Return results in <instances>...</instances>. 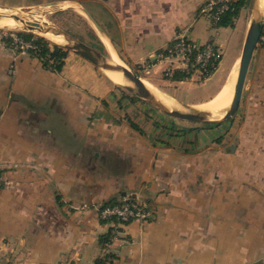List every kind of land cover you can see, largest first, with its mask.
Instances as JSON below:
<instances>
[{"label":"crops","instance_id":"crops-1","mask_svg":"<svg viewBox=\"0 0 264 264\" xmlns=\"http://www.w3.org/2000/svg\"><path fill=\"white\" fill-rule=\"evenodd\" d=\"M208 1L0 0V7L75 3L100 25L87 16L91 41L108 57L111 46L123 64L152 68L147 80L178 103L186 101L178 93L207 92L190 102L200 107L239 67L250 26L244 10L233 26H218L201 14ZM183 31L222 50L211 79H170L168 62H155ZM98 76L74 51L54 72L32 53L0 46V264L261 263L264 44L254 53L233 125L217 139L216 128L180 131L142 101L102 89ZM229 135L235 140L226 147ZM125 198L141 200L152 217L122 225L116 239L93 211L68 212L72 204Z\"/></svg>","mask_w":264,"mask_h":264},{"label":"built area","instance_id":"built-area-1","mask_svg":"<svg viewBox=\"0 0 264 264\" xmlns=\"http://www.w3.org/2000/svg\"><path fill=\"white\" fill-rule=\"evenodd\" d=\"M235 1L209 0L202 7L201 14L206 15L214 23H218ZM21 32L29 31L0 27V46L13 49L20 54H30L32 51L39 50L36 43L38 36L26 39L21 35ZM260 44H264V30L260 37ZM221 56L220 48L215 43H199L193 40L186 31H183L177 34L164 52L156 54L154 60L155 62H168L166 75L170 79L177 72H183L190 76L192 73H199L206 77L216 70L215 64L220 62ZM80 209H91L103 222L112 227L114 236L118 235V229L122 225L136 221L141 224L146 223L152 217V210L146 204L130 198L122 199L113 205L84 204Z\"/></svg>","mask_w":264,"mask_h":264},{"label":"water","instance_id":"water-1","mask_svg":"<svg viewBox=\"0 0 264 264\" xmlns=\"http://www.w3.org/2000/svg\"><path fill=\"white\" fill-rule=\"evenodd\" d=\"M252 9L253 18L250 22V26L243 46L237 81L235 85L234 98L231 106L226 111H224L221 118H215L214 113L210 111L200 110L187 104H183V106L189 111L169 109L146 86L143 79L137 73L132 72L124 64H113L109 58H107L100 51H98L88 43L72 37L65 31L50 26L46 20L41 19L36 15L20 10V12H18L17 14H0V20H3L4 18H12L16 21H20L21 26L24 27L25 30L28 27L29 29H38L45 33H53L64 37L65 41L68 42V44L65 45V48L70 51H74L96 67L102 68L106 71L121 73L123 77L132 84L126 86V88L130 92L134 93L138 98L144 100L150 106L171 118L193 123L221 125L233 119L240 109L244 95L245 84L249 75L254 53L258 45L260 44V37L264 30V12L261 7V0H252ZM83 11L94 22L98 29L101 30L100 25L96 22L91 13L87 9H83Z\"/></svg>","mask_w":264,"mask_h":264},{"label":"rangeland","instance_id":"rangeland-1","mask_svg":"<svg viewBox=\"0 0 264 264\" xmlns=\"http://www.w3.org/2000/svg\"><path fill=\"white\" fill-rule=\"evenodd\" d=\"M74 4L75 3L68 4L69 6L66 5L65 9H60L59 6H54V7L50 6L49 8H37V7H35V8H32V9H19V10L17 8H15V9H5V8H1L0 7V14H17L18 12H20V10H23V12H26V13H31L33 15H36L38 13L42 14V18L44 20H46L50 26H53V27H55L57 29L65 31L69 35H71L72 37H74L76 39H79L81 41H84L85 43H88L89 45H91L92 47H94L95 49L100 51L107 58H109L108 57V53L106 52V50L102 46H100L99 44H95L93 41H91L92 39L90 37V32H91L90 27H91V25H93V23L87 18V16H83L82 14H80L78 12V10H79L78 6L79 5H77V4L74 5ZM57 8H59V9H57ZM242 10H244V12H245L244 21L246 22V25L248 27V25H250V22H251V20L253 18L252 0H248L247 6L244 7ZM2 11H4L5 13L2 12ZM36 16H38V15H36ZM0 27H7V26L6 25H0ZM7 28L18 29V30H21V31H30L31 32V30H28V29L25 30L23 28H19L18 26L7 27ZM32 32L35 33L36 35H39L38 33L34 32V31H32ZM39 36L47 39L48 41H50V43H52L54 45L56 44V45H60L62 47H65V45L68 44L67 41H65L64 43H58V42H54L53 40L47 38L44 35H39ZM63 39H64V37H63ZM220 51L222 53V50H220ZM124 65L126 67H128L132 72L137 73L146 83H148L150 86L153 87L154 91L163 93V91H161V88H158L155 84H153V83H151V82H149L147 80V76H148V74L150 75V71H151L152 68L151 69H146V68L143 69V68H141L142 64H140V67L137 66V68L131 67L130 65L125 64V63H124ZM219 65H220V63H219ZM149 66L150 65H148V67ZM96 69L98 70V73H99V76H98L99 80L102 81L104 83V86H105V88L102 87V89H107V88L108 89H113V93H115L117 95V97H120V98H121L122 95H127L128 97H133V98L136 97V95L134 93L130 92L126 88V86L115 84L110 78H108V76H106L107 75L106 71H104L102 68L96 67ZM217 69H218V67H216V70L210 76L203 77L199 73H192L191 76L189 74H187V75H189L187 78H195L194 82H197V83L205 82L204 80L211 79V77L214 75V73L217 71ZM238 69H239V67L237 66V75H238ZM166 70L164 72V75L167 77ZM187 78H184V79H187ZM225 78H226V76L223 75L221 77V79H220V82H223L225 80ZM180 80H183V79H180ZM220 82H219V84H220ZM163 88L168 90V91H170V90L172 91L174 89L172 87H167V86H163ZM196 88H195L194 91H191L192 92L191 94L178 93L180 98H181V96H184V95L186 97V101H184L182 103H179L180 104L179 106H180L181 110L189 111L188 109H186L183 106V104H187L189 106L197 108L199 105L198 106H193V105H191L190 102H198L200 100H203L204 97L207 95V92H205L203 90H198L197 91ZM164 94H166V93H164ZM166 95H168V94H166ZM140 101H142V103H144V104L149 105L147 102H145L142 99ZM150 108L153 109L154 111H157V113L159 115H161L162 117H168L167 115L161 113L160 111H158L157 109L153 108L152 106H150ZM220 117H222V116H220ZM168 119L171 120V121H174V123H176L179 126L180 131H181V129L183 130V129H185L188 126H193V127H196V128H199V129H204V130L209 129V128H211V129L212 128H216V129H218V133L214 134V135H216V139L219 138V133L223 132L225 130V128L227 129V127H229V125L231 124V120L226 122V126H223V124H221L219 126H213V125H209V124L188 122V121L175 119V118H170V117H168ZM239 121L240 122H239L238 126H239V129H240V125L241 126L243 125L244 120L243 119H239ZM231 125H233V124H231ZM225 132H226V130H225ZM231 137H232V135H231ZM227 140H228V143H226V147H229L232 143H234L235 139L233 137L230 138V135H229V138ZM215 145H217V144H215ZM136 200L141 202V203H143L139 199H136ZM84 204H91V203H80V204L68 205V212H70V213H74V212H78V213L79 212H82V213L85 212V213H88V212H91V209H89V210L88 209H86V210H81L80 209L82 206H84ZM142 224H145V223H142ZM111 237L115 238L116 236H114L113 233H112ZM259 264H264V260L261 263H259Z\"/></svg>","mask_w":264,"mask_h":264},{"label":"bare ground","instance_id":"bare-ground-1","mask_svg":"<svg viewBox=\"0 0 264 264\" xmlns=\"http://www.w3.org/2000/svg\"><path fill=\"white\" fill-rule=\"evenodd\" d=\"M261 7H262V10L264 12V0H261ZM57 9H59V8H57ZM2 12H4V11H2ZM82 12H84V11H82ZM4 15H11V14H4ZM36 15H38L37 17L43 19L42 14L38 13ZM0 25H6L7 27L18 26L19 28L24 29V27L21 26L20 21H16L15 19H12V18H4L3 20H0ZM26 29L34 31V32L38 33L39 35H44L47 38L53 40L54 42H58V43H64L65 42L63 37L60 35H56L53 33H45V32L38 30V29H29L28 27ZM109 50H110V54H109L110 55V57H109L110 61L113 64H116V63L117 64H123L117 58V55L115 54V52L111 46H109ZM104 71H106V70H104ZM106 74H107L106 76H108V78H110L117 85H123V86L132 85L127 79H125L123 77V75L121 73L106 71ZM237 76H238L237 75V67H235V69L232 70L231 74L229 75V77L227 78V80L225 81V83L223 84L221 89L218 91V93L215 95V97L206 105L198 107V109L210 111V112L215 114V118H221L220 116H222L224 111H226L231 106V103L233 101L234 94H235V85H236V81H237ZM145 84L156 95V97L166 105V107H168L169 109H172V110L180 109V106H179L180 104L176 100L172 99L170 96H168L164 93L154 91L153 87L150 86L148 83L145 82Z\"/></svg>","mask_w":264,"mask_h":264},{"label":"trees","instance_id":"trees-1","mask_svg":"<svg viewBox=\"0 0 264 264\" xmlns=\"http://www.w3.org/2000/svg\"><path fill=\"white\" fill-rule=\"evenodd\" d=\"M248 4V0H236L233 2L230 6V10L227 11L224 16L222 17L221 21L217 23L218 26H233L235 19L240 15L242 9L246 7ZM21 35L26 38V39H31L34 35V33L31 32H21ZM36 43L39 47V50L37 51H32V55L39 58L44 66L54 72H59L62 70L65 59L68 56V53L70 50H68L65 47H62L60 45H54L50 43L47 39L43 37H38L36 40ZM30 53V54H31ZM219 64V63H218ZM218 64H215V68L218 66ZM213 71V70H212ZM189 75L183 72H177L174 75L175 80H180L187 78ZM126 98L130 99L131 101L133 100H141L140 98L136 97H128L125 95ZM224 123L223 125H225ZM213 126H219V125H213ZM2 174L3 171L0 170V187L1 182H2ZM117 202L114 201H109L106 203H102L103 205H113ZM98 264H103V262H99Z\"/></svg>","mask_w":264,"mask_h":264}]
</instances>
